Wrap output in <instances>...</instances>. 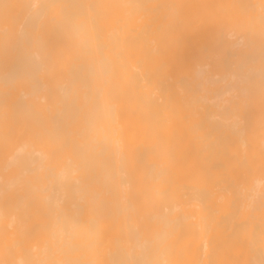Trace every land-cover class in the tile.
I'll return each mask as SVG.
<instances>
[{"label":"bare ground","instance_id":"obj_1","mask_svg":"<svg viewBox=\"0 0 264 264\" xmlns=\"http://www.w3.org/2000/svg\"><path fill=\"white\" fill-rule=\"evenodd\" d=\"M33 2L0 0V264H264V0Z\"/></svg>","mask_w":264,"mask_h":264},{"label":"snow or ice","instance_id":"obj_2","mask_svg":"<svg viewBox=\"0 0 264 264\" xmlns=\"http://www.w3.org/2000/svg\"><path fill=\"white\" fill-rule=\"evenodd\" d=\"M32 10V14L36 18H41L53 8L61 7L56 3H41L39 0L29 5ZM78 7H90L89 5H78ZM262 64H264V57H262ZM235 69L229 78L228 87L225 92V98L223 103L226 109H231L233 113L232 126L239 129L242 126V122L239 117L240 102L247 96L248 85L251 82V74L246 70V66L240 61L239 58H235ZM42 69L39 66L29 69L28 75L34 77ZM132 264H139V262H132Z\"/></svg>","mask_w":264,"mask_h":264}]
</instances>
